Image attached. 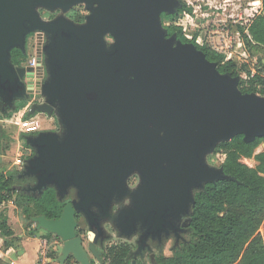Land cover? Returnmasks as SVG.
<instances>
[{
	"label": "water",
	"instance_id": "obj_1",
	"mask_svg": "<svg viewBox=\"0 0 264 264\" xmlns=\"http://www.w3.org/2000/svg\"><path fill=\"white\" fill-rule=\"evenodd\" d=\"M80 3L89 12L83 23L63 16L44 20L38 10ZM182 5L181 0H0V97L7 104L34 97L23 81L32 68L16 66L13 49L25 52L33 32L48 36L44 101L34 103L32 112H57L66 132L28 136L36 154L19 177H35L27 191L42 194L53 187L60 198L71 188L77 191L78 199L65 204L59 218H31L62 240L61 264L70 257L93 264L77 232V214L101 233L99 220L108 214L114 192L124 190L122 172L139 167L143 185L134 194L136 205L121 211L118 226L133 232L142 220L151 232L176 230L173 220L190 213L195 190L232 179L222 166H209L206 154L236 135L246 142L264 136V97L242 92L239 76L221 73L195 43L164 27L162 15ZM91 250L100 258L94 245Z\"/></svg>",
	"mask_w": 264,
	"mask_h": 264
},
{
	"label": "trees",
	"instance_id": "obj_2",
	"mask_svg": "<svg viewBox=\"0 0 264 264\" xmlns=\"http://www.w3.org/2000/svg\"><path fill=\"white\" fill-rule=\"evenodd\" d=\"M262 3L264 4V0ZM185 10L192 11L184 4L175 14H163L162 18L172 20L178 12ZM84 18L85 15L80 12L73 15V19L77 22H82ZM248 30L253 42L257 43L255 47L262 49L260 45L264 46V13L261 12L254 17ZM168 31L170 35L177 34L183 41L195 43L205 52L209 60L218 64L221 73L239 76V88L242 92L264 94V77L260 70L255 74L249 70L248 78L245 79L234 59L227 58L209 44L201 46L194 39H188L177 25L170 24ZM241 33L247 42L253 45L243 28ZM12 57L16 65H21L25 61L21 59L24 54L19 49L12 51ZM260 64L264 67L262 60ZM260 85L263 89L259 91ZM24 105L25 101L21 102L18 110ZM4 136L5 133L0 132V145ZM263 143L264 136L246 142L244 135H236L217 146V150L225 154L221 166L225 174L232 179L208 182L203 188L195 190V203L187 214L186 228L191 235L190 238L177 243L172 255L157 257L156 264H264V241L259 232L264 220V150L255 154L257 147ZM252 157L257 161L254 167L242 161V158ZM20 173V171L0 172V205L24 198L27 201L24 214L28 219L31 220L33 216L41 214L48 218H59L65 203L60 201L56 190L49 187L36 196L19 191L17 182L21 180ZM34 230L37 232L36 228ZM0 237L8 246H13L14 241H19V236L8 223V213L3 211H0ZM46 237L59 238L47 231ZM131 250V246L126 244L110 249L106 256H112L111 264H131ZM49 259L61 264L59 253L54 248L50 250ZM70 259L73 257L67 261Z\"/></svg>",
	"mask_w": 264,
	"mask_h": 264
},
{
	"label": "rangeland",
	"instance_id": "obj_3",
	"mask_svg": "<svg viewBox=\"0 0 264 264\" xmlns=\"http://www.w3.org/2000/svg\"><path fill=\"white\" fill-rule=\"evenodd\" d=\"M181 1L183 5L186 4V7H190L192 11L189 12L185 10L178 12V14L172 20L162 18L163 25L166 29H168V26L170 24H174L178 27H181L185 37L186 34H188L192 37L194 36L193 39L196 42L197 38H201V41L204 40L203 45H210L211 41H214L216 45H219V47L222 49V53L225 54L227 58L234 59V61L238 64V70H241L240 72L245 77V79L248 78L249 70H251L252 73L255 70L264 72V67H262V65L260 64V60L257 56L260 51L253 45H250L240 32L239 28H244L245 24H242L241 16L238 14L242 10H238V8L235 6L236 0H193V6L188 2V0ZM226 2H229V5L227 6V8H223V6L225 5L224 3ZM242 4L246 7V5H248V0H243ZM38 10L39 12H41V14H44L41 15L43 18H48L50 14L52 17L51 20H55L56 18L63 16L74 22L77 21L73 19V15H75L77 12H82L84 15L89 13L85 7V4L83 3L75 5L68 10H64L63 8H39ZM85 21L86 19L84 18L81 23ZM177 23L181 24L178 25ZM237 28L240 34L237 33ZM47 39L48 36L43 31H36L31 33L28 38L27 44L29 55H33L36 49V45H42L44 43V40ZM21 59L27 61L28 55L24 54V57H22ZM261 89H263L262 86H258V90L260 91ZM257 94L264 97V94L261 92H258ZM38 95L36 96L35 100L26 98L24 100V107L19 110L28 108L26 112L28 113V117L39 116L44 125H48L49 128H51V126H53L56 122L53 121V119H56L58 122L59 116L57 112H54L52 116L53 119H51V116L47 113H33L32 108L30 107L32 103L44 101V96ZM21 99L22 98L18 97L15 98V100L13 101L14 106H16L15 104H18V101ZM3 101L4 98L0 97V132L2 133L3 131L5 133V136L1 139L0 145V172H21L24 163L20 166H16L14 165V161L16 160L17 153L20 149H23L24 152V155H22L21 157V160H23V162H25V158L27 157L26 153L31 152V149L27 146L28 144L26 143V136L28 135V133L20 130L18 127L10 123L13 119V116L18 113L19 105L12 108L5 105ZM24 135L26 136L24 137ZM220 143L221 142H219L215 146V148L209 151L205 156V161L209 166L220 168L225 159V154L217 150V146ZM263 150L264 143L260 144L257 147L255 154ZM242 161L252 167L257 165L255 157L242 158ZM29 182H33V180H20L17 182V184L26 185ZM26 203V199L19 198L16 201L11 200L0 205V211L8 213V223L14 229L15 234L19 236V241H14L13 246L6 245L2 237H0V264H14V259H17L16 255L19 254L18 249L22 248V246L26 243L28 245L30 244L31 246L36 243L37 246V243H39L42 238L46 237V231L43 229H38L36 224H34L24 214V207ZM79 217L80 219L78 233L83 238L85 247L89 250L91 259L94 264H111L112 256H106V254H108L109 250L112 248L116 249L123 245L125 246L126 244L130 245L133 250L137 248L136 240L134 238L127 239L126 237L120 235L117 229L112 228V226H110L109 224H105L104 227L110 234V237L107 241H105L104 246H102L101 248L99 246H96V249L101 256L100 258H98L90 248L91 240L87 222L83 215H79ZM187 223L188 218L184 222L185 227ZM263 224L264 220L262 222V225ZM34 228L37 229V232H34ZM184 236L185 238H190L191 235L187 232ZM2 240L3 242H1ZM49 240L52 241L53 244H62V240L60 238H49ZM172 245L173 240L167 241L162 251H159V249L155 248L153 253L155 254L156 258L160 257L161 255L170 256L173 253ZM12 251L14 252V254L11 253ZM29 254L32 255V251H29ZM136 259L138 261V264H153L150 259L149 253H145L144 257H140L139 254ZM65 264L79 263H77V261L73 258L69 261H66Z\"/></svg>",
	"mask_w": 264,
	"mask_h": 264
},
{
	"label": "flooded vegetation",
	"instance_id": "obj_4",
	"mask_svg": "<svg viewBox=\"0 0 264 264\" xmlns=\"http://www.w3.org/2000/svg\"><path fill=\"white\" fill-rule=\"evenodd\" d=\"M45 8H47V7H40V9H45ZM39 13H40V15H44V14H41V12H39ZM80 13H82V12H80ZM43 19L44 20H47V19L51 20L52 17L49 14L48 18H43ZM29 36H30V34L27 37V44H28ZM47 41H48V39L44 40V43L42 44V49H43L44 45L47 43ZM27 44H26V51L25 52L22 51V53L25 54V55H28V58H29V52H28ZM15 49H18V48H15ZM12 62L14 63L13 57H12ZM44 62H45V58H44ZM16 66H18V65H16ZM45 68H46V63H45ZM48 77H49V71L46 68L45 69V74H44V81H46L48 79ZM23 81L29 87H32L33 75L31 74V72H28V74L25 75ZM39 95L42 96L41 93ZM36 96L37 95H35L34 97L25 96L24 99L22 98L21 100L18 101V104L16 103L15 105L16 106L19 105L26 98L27 99L31 98V99L34 100V98H36ZM3 102H4L5 105H7L9 107H12V108L16 107V106H14V103L10 104V105L7 104L5 102V99H4ZM34 103H36V102L32 103L31 108L33 107ZM52 116L53 115H51V119H53ZM53 121H56V122L54 123L53 126H51V128H44L42 131H46V130L56 131L61 136H63L65 134V132H66L65 125L62 124L61 122H59V120L57 122L56 119H53ZM36 134L37 133L28 134L26 136V139H27L28 136H35ZM26 143H27V140H26ZM28 147L31 149V152L26 153L27 157L25 158V162H24L22 170L24 169V166H25L28 158H30V157H32V156H34L36 154V149L35 148H33L31 145H29ZM116 174H121V172L119 170H116ZM122 174H124V176H125L124 190H122L123 186L122 187L119 186V188H118L119 191H115L113 196H112V198H111V202L109 204V209H108V214L106 216H103L101 218V220H99V224H100V226L102 228L101 233H98L97 229L96 230H92L91 229L89 221H88L86 215H84L82 212L77 214V220L79 222V219H80L79 215H83L85 220H86V222H87L88 229H89V232H90V240H91L90 241V248L92 247V245H94L95 250L97 251L96 246H99L100 248L102 246H104L105 241H107L109 239V237H110V234L107 232V230L104 227V225L105 224H109L110 226H112V228L117 229L119 231L120 235H122L123 237H126L127 239L134 238L136 240L137 248L134 249V250L132 249L131 253H130L131 264H138V261H137L136 258L138 257L139 254H140V257H144L145 253H149V256H150V259H151L152 263L156 264V256L153 253L155 248L159 249V251H162L163 248H164V245L167 243V241H170V240H173L172 248H174V246L177 243H179L181 240L185 239L184 235H185V233H187V228L184 226V222L187 219V215L182 216V218L179 219V220H173L174 223L176 224V230H172L171 228H168L167 231L160 229L159 231L151 232V231H149V225L145 224L142 220L136 222V228H135V230L133 232H129V227H127V225L125 227H122V228L119 227L118 226V224H119L118 218L120 216L121 211L123 209H130V208H132V207H134L136 205V200L134 198V194L143 185V173H142V170L139 167H134L133 169L129 170L128 172H122ZM19 178L21 180H26V179H32L33 180V182H29L26 185L18 184L17 185V189L19 191H25L27 193H30V194L34 195V196L40 195V193L38 191L34 192L32 190L31 191H27L26 190L28 187L34 186L36 184L35 177H33V176H25V177H19ZM59 199H60L61 202L65 203V204H67L69 202H72L74 199H78L76 189L75 188L69 189L68 193H66L64 197L60 198V196H59ZM92 210H94L96 212L99 211L97 207H92ZM78 229H79V225H78ZM78 229H77V232H78Z\"/></svg>",
	"mask_w": 264,
	"mask_h": 264
},
{
	"label": "built area",
	"instance_id": "obj_5",
	"mask_svg": "<svg viewBox=\"0 0 264 264\" xmlns=\"http://www.w3.org/2000/svg\"><path fill=\"white\" fill-rule=\"evenodd\" d=\"M188 2L193 6L194 3L193 0H188ZM180 24L181 23H179L178 25ZM186 37L188 39L194 38V36L192 37L188 34H186ZM200 39L201 38L199 39L197 38L196 43L203 46L204 40L201 41ZM210 46H212V48L215 49L216 51L222 53V49L219 47V45H216L214 41H211ZM20 66H23L25 68H29V67L32 68L31 73L33 74V84H32L33 93L34 96L40 94L41 86L44 82V74L46 69L42 45H36V49L33 55L30 54L28 60L26 62L24 61ZM254 73L255 72H253V74ZM261 74L264 77V72H262ZM35 99L36 98H34V100ZM27 110L28 108L20 110L17 114L13 116V119L11 120L10 123L28 134L38 133L42 131L44 128H49L48 125L47 126L44 125L43 121L39 116H32V117L26 116ZM22 155H24V152L22 149H20L17 153L16 160L14 161V165L20 166L24 163L23 160H21ZM58 246H59L58 244H53L52 241L49 240V238L47 237L42 238L39 242V257L37 264H56L54 261H50L49 253L50 250L53 248L57 250Z\"/></svg>",
	"mask_w": 264,
	"mask_h": 264
},
{
	"label": "crops",
	"instance_id": "obj_6",
	"mask_svg": "<svg viewBox=\"0 0 264 264\" xmlns=\"http://www.w3.org/2000/svg\"><path fill=\"white\" fill-rule=\"evenodd\" d=\"M226 1V0H224ZM243 0H236L235 6L238 8V10H242L241 12H239L238 14L241 16L242 19V24H245L244 32L249 36V38L252 40L250 33H249V26L251 24V22L253 21L254 17L259 14V13H264V4L262 3V0H248V5H246V7L242 4ZM225 5L223 6V8H227V6L229 5V2L224 3ZM240 32H241V28ZM237 33H239L238 28H237ZM240 34V33H239ZM242 34V33H241ZM201 40V39H200ZM253 42V40H252ZM257 43L254 41L253 42V46L255 47ZM260 48L255 47L256 49H258L260 51V53H258V59L261 61H263L264 63V46L260 45ZM257 50V51H258ZM255 73H257V70L253 71ZM254 73V74H255ZM253 74V73H252ZM20 111V110H19ZM18 111V112H19ZM49 127V126H48ZM23 150V149H22ZM259 232L263 238L264 241V224L261 225ZM3 239V238H2ZM4 240V239H3ZM3 240L1 242H3ZM25 242V241H24ZM21 249V251H20ZM18 249L19 250V254L16 255L17 259H14V264H37L38 262V257H39V243H34V245H28L27 243L24 244L22 246V248ZM16 251V250H15ZM29 251H32V255L29 254ZM11 253L14 254V252L12 251ZM11 255V254H10ZM9 255V256H10ZM11 257V256H10Z\"/></svg>",
	"mask_w": 264,
	"mask_h": 264
}]
</instances>
